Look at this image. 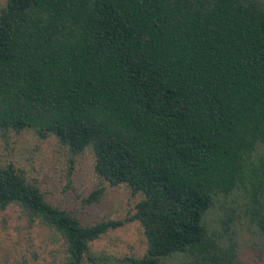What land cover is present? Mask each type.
<instances>
[{
	"label": "trees",
	"instance_id": "trees-1",
	"mask_svg": "<svg viewBox=\"0 0 264 264\" xmlns=\"http://www.w3.org/2000/svg\"><path fill=\"white\" fill-rule=\"evenodd\" d=\"M23 130L140 195L82 223L1 164L0 209L56 233L63 264H247L249 247L264 264V0H5L0 134ZM132 220L140 256L90 250Z\"/></svg>",
	"mask_w": 264,
	"mask_h": 264
},
{
	"label": "rangeland",
	"instance_id": "rangeland-1",
	"mask_svg": "<svg viewBox=\"0 0 264 264\" xmlns=\"http://www.w3.org/2000/svg\"><path fill=\"white\" fill-rule=\"evenodd\" d=\"M4 1L0 0V6ZM8 162L22 168L35 181L46 201L75 210L82 223L123 219L132 213L140 198L123 184L110 186L101 181L92 170L89 150L70 156L51 135L39 138L31 130L0 134V165ZM98 187L102 188L99 199L85 203L83 199ZM89 248L114 260L126 255L140 256L145 241L139 223L132 220L103 233L89 243ZM246 251L245 263L262 264L253 248ZM63 258L62 240L56 233L37 221L29 222L17 205L0 209V264H63ZM169 264L178 263L172 260Z\"/></svg>",
	"mask_w": 264,
	"mask_h": 264
}]
</instances>
